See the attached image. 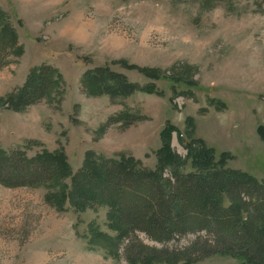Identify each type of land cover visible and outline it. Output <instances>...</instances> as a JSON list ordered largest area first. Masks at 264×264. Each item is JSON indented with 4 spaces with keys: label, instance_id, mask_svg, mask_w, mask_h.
<instances>
[{
    "label": "rangeland",
    "instance_id": "374dc122",
    "mask_svg": "<svg viewBox=\"0 0 264 264\" xmlns=\"http://www.w3.org/2000/svg\"><path fill=\"white\" fill-rule=\"evenodd\" d=\"M0 11L19 47L0 69V149L6 153L31 159L62 151L71 172L87 152L97 160L126 156L157 172L160 133L170 124L182 135L172 133L171 149L185 161L183 174L195 172L185 146L201 141L225 169L264 181V139L257 132L264 128V0H0ZM43 66L61 77L50 100L10 108L7 96ZM101 67L155 91L126 99L91 96L83 76ZM124 111L137 119L114 122ZM63 186L69 178L53 186L0 184V264H143L127 260L125 242L118 256L102 241L92 245L95 232L116 237L108 209L76 210L68 201L59 209L52 195ZM136 235L145 246L163 247ZM196 238L188 234L166 248L184 249ZM240 263L216 254L193 264Z\"/></svg>",
    "mask_w": 264,
    "mask_h": 264
},
{
    "label": "trees",
    "instance_id": "16d2710c",
    "mask_svg": "<svg viewBox=\"0 0 264 264\" xmlns=\"http://www.w3.org/2000/svg\"><path fill=\"white\" fill-rule=\"evenodd\" d=\"M18 50L15 31L9 26L7 15L0 11V69ZM137 71L156 79L154 72ZM60 81L52 67L34 68L23 86L7 96L8 106L20 111L44 100L48 102ZM82 87L91 96L107 95L112 99L155 91L151 86L132 84L107 67L87 71ZM135 119L134 114L124 111L113 121L131 123ZM191 123L189 120L188 126ZM257 132L264 139V128L259 127ZM172 133L182 136L170 124L160 133L157 172L140 168L132 157L97 160L91 152H87L83 166L71 172L62 151H45L30 159L20 151L6 153L0 149V184L12 188L53 186L69 178L70 186H63L59 194L52 195L58 208L64 209L67 201L76 210L97 204L106 207L116 237L95 232L92 245L102 241L103 248L118 256L125 242L124 252L130 262L193 264L216 254H227L240 264H264V181L225 169V161L221 158L216 162L214 151L205 148L201 141L185 146L186 158L191 159L195 172L183 174L180 170L185 161L171 149ZM165 169L170 170L169 178L163 177ZM136 233L163 247L143 245ZM188 234H197V238L186 248H166Z\"/></svg>",
    "mask_w": 264,
    "mask_h": 264
}]
</instances>
